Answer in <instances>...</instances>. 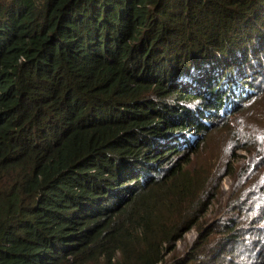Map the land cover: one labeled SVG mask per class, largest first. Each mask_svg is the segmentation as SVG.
<instances>
[{"label":"trees","instance_id":"obj_1","mask_svg":"<svg viewBox=\"0 0 264 264\" xmlns=\"http://www.w3.org/2000/svg\"><path fill=\"white\" fill-rule=\"evenodd\" d=\"M217 51L264 63V0H0V264H218L243 223L264 264V90L194 119L180 162L148 150L190 113L176 104L188 63ZM240 147L253 163L209 228L220 156L231 171ZM194 224V246L166 259Z\"/></svg>","mask_w":264,"mask_h":264},{"label":"clouds","instance_id":"obj_2","mask_svg":"<svg viewBox=\"0 0 264 264\" xmlns=\"http://www.w3.org/2000/svg\"><path fill=\"white\" fill-rule=\"evenodd\" d=\"M181 81L183 88L176 104L177 107L186 106L190 113L175 114L171 117L169 123L174 127L171 135H159L158 132H155V136L151 137L153 143L148 149L149 152L159 153L157 145L174 148L173 151L192 149L197 139L202 138L198 131L189 127L194 119L201 117L202 122L206 125L208 122H212L210 118L223 114L233 104H240L258 96L264 90V63L251 56L224 55L217 51L209 55V60L204 65H195L193 60L189 68H186V73ZM193 81L206 88L209 94L208 98L194 93L190 87V83ZM217 103L220 105H216ZM190 132H196V134L192 135ZM156 156L161 157L160 154H156ZM227 199L224 201L220 199V205L227 202ZM243 224H240L241 231L236 238L238 241L232 245L241 242L243 237L248 240L245 246L249 243L254 244L257 240L255 234L254 240L251 241V237L257 229H246V224ZM226 250L228 251V247ZM223 262L221 259L218 264Z\"/></svg>","mask_w":264,"mask_h":264},{"label":"rangeland","instance_id":"obj_3","mask_svg":"<svg viewBox=\"0 0 264 264\" xmlns=\"http://www.w3.org/2000/svg\"><path fill=\"white\" fill-rule=\"evenodd\" d=\"M193 61V59L188 63L189 65L191 64V62ZM216 105H220V103H217ZM245 119L248 118V115H246L244 117ZM217 119V117L213 116L212 118H210V120L212 122H214ZM245 126V124L243 123V127ZM201 136L203 135L202 133H200ZM234 136V135H232ZM243 147H240L237 149V151L235 152V159L232 163V167H230L229 171V167H228V163H226L222 156H220L221 160L224 162V167L223 169L218 168V173H216V176L213 179V182L218 179L217 181V185L216 188L218 189V191H216L217 196L219 197V199H222V201L226 200L228 197H230V195L232 194L234 185H235V179H237V174L238 171H235V169L237 168H243V167H251L252 163H253V157L252 154L245 150V149H241ZM184 151V150H182ZM208 151V152H207ZM178 152V150H175L172 152L171 155H174V157L178 160V162L181 161L182 156H178L176 153ZM211 152V150L206 149L204 152H200L197 154L192 155L191 157V163L190 165L187 164V166H183L187 168V171L189 173V175H194L196 176L198 173H200L202 171L201 169H197L196 171L193 170L192 165H194L196 162H200L202 166H209L210 165V158L208 157L209 153ZM194 174H193V173ZM193 180H199L197 177H192ZM213 187V186H212ZM227 205V202H224L223 205H220L219 202H215L212 203V205H210L209 207V211L207 213V216L203 219V224L207 225L209 228L216 222L220 221L223 218L228 219L227 223L229 222V219L232 217L230 216H225L223 214L219 213V210L222 212L225 209V206ZM245 225V223L243 224ZM261 227V226H260ZM199 225L194 224L192 226V228L190 230L187 231H183L180 233L181 238H179L178 240H176L175 242L172 243V248L175 247V249L166 255V259H171L175 256H180L183 257L185 256L191 249L192 246H194V244L196 243V241L198 240L199 237ZM259 228V227H257ZM262 229H264V227H261ZM257 233V232H255ZM255 233L252 235L251 237V241L254 240V235ZM241 242L236 243L234 245H229L228 246V251L224 254L225 258H221L223 259V263L221 264H254L255 260L254 258H251L250 255V250L247 246H245V244L248 243V240H245L244 237L241 238Z\"/></svg>","mask_w":264,"mask_h":264}]
</instances>
